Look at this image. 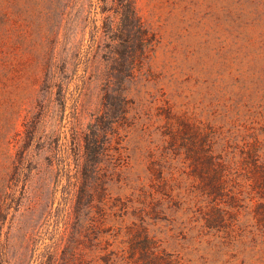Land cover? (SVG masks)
<instances>
[{"label":"rangeland","instance_id":"obj_1","mask_svg":"<svg viewBox=\"0 0 264 264\" xmlns=\"http://www.w3.org/2000/svg\"><path fill=\"white\" fill-rule=\"evenodd\" d=\"M136 4L155 36V47L136 77H114L111 83L124 91L128 109L118 128L125 156L109 179L112 197L122 207L126 205L123 222L132 225L143 219L161 249L181 255L189 264H264V237L256 215L261 199L248 163L251 148L257 150L255 161H264V0H136ZM50 8L49 0H35L31 14L19 16L18 66L0 81V122L8 128V135L0 138L3 158L11 164L17 155L16 139L19 145L23 138L10 127L12 119L18 131H24L25 124H38L42 133L22 164V178L50 169V148L41 147L48 144L47 135L54 128L61 129L66 140L77 112L86 129L96 128L107 114L103 125L115 127L107 106L112 100L120 102L107 98L106 74L120 67L122 55L114 63L103 59L100 74L94 76L90 57L95 19L91 23L78 20L74 27L78 46L73 55L65 37L61 38L54 66L58 82L33 81L44 32L51 28ZM4 37L1 30L0 41ZM58 83H63L68 96L65 111L58 107ZM186 123L193 126L189 133L184 132ZM109 153L104 162L114 163L115 148ZM211 156L224 166L219 199L201 188V175L213 172L208 163ZM54 169L57 172L47 173L48 180L56 193L54 205L63 202L66 221L58 226L55 212L39 220L41 235L36 246L41 250L51 242L50 232L57 237L72 233L79 223L72 215L74 195L64 199L68 173L57 165ZM13 185L17 193L9 209L14 227L6 225L5 230H11L10 242L21 248L32 232L31 220L25 217L23 205L19 210L21 185ZM216 209L226 212L224 221L209 227L206 217ZM118 231L106 234L110 240L102 248L97 234L86 239L83 264H107L104 253L120 249V241L128 239L125 230L112 236Z\"/></svg>","mask_w":264,"mask_h":264},{"label":"trees","instance_id":"obj_2","mask_svg":"<svg viewBox=\"0 0 264 264\" xmlns=\"http://www.w3.org/2000/svg\"><path fill=\"white\" fill-rule=\"evenodd\" d=\"M34 1L0 0V31L2 30L3 37L5 36L0 41V81L9 77L18 66L19 56L16 47L19 33H21L18 20L23 12L27 17L31 14ZM23 2L28 3L26 10L23 8ZM49 2L51 3V28L44 32L39 71L34 74L33 81L42 78L45 83L56 84L58 71L54 66L61 38L65 37L66 43L69 44L68 51L73 55L75 47L78 46V33L74 31L78 20L91 23L95 19L91 35L93 57H90L94 65V76L100 74L98 68L103 59L114 63L118 61V54L122 55L120 67L106 74L107 98L120 99L119 103H114L112 100V103L107 106L108 110L113 112L109 118H114L112 120L116 126L105 128L103 124L108 120L107 114V116H102L96 128L86 129L80 125L81 117L77 112L73 115L75 124L64 136L66 140H63V131L54 128L51 135H47L48 144L43 145L42 143L41 148L48 145L52 153L53 161L50 169L48 171L39 169L31 177L22 178L25 172L22 164L32 155L33 142L37 137L41 138L42 133L38 129V124H25L26 129L18 131L16 119L10 121V127L16 129V133L23 135V138L19 145L20 139H16L17 155L11 164L1 155L3 152L0 144V264H83L84 255L87 253L84 247L88 246L86 239L91 240L92 234H97L96 237L99 236L97 244L100 245L99 248H102L104 242L110 240L106 234L111 233V230L113 232L119 229L125 230L124 233L128 239L120 241L122 246H119L120 249L117 248L118 251L112 249L104 253L107 257H104L107 264H189L181 255L161 249L143 219L140 222L135 221L132 225L125 224L123 221H125L126 212L123 209L126 205L122 207L123 204H118L117 199L113 198L109 191V179L118 171L125 156L118 128L124 122L128 111L124 102V91L114 89L111 84L112 79L114 77H119L120 80L136 77L138 72H142L155 47V36L139 14L136 0H49ZM95 6L96 10H94ZM93 12H95V17H93ZM10 43L12 45H9ZM72 58L73 56L70 57L69 63H72ZM57 86L59 87L58 107L60 111H65L68 96L63 83H58ZM185 126L184 132L186 133L193 128L189 123ZM7 135L8 128L0 122V138ZM113 148H115V162H104ZM250 150L252 152L249 154L248 163L254 172L255 188L261 199L256 205V215L261 223L264 237V161L258 159L255 161L254 156L257 150L255 148ZM7 155L12 157L10 152ZM214 158L211 156L208 162L214 167L212 175H201L203 181L201 188L212 199H219L223 196L224 166ZM60 160L63 161L62 167ZM54 165H57L59 169L64 168L68 173V183L64 189V196L67 197L64 199L74 195L72 215L79 219V223L76 231L72 233H63L57 237L55 233L50 232L48 238L51 242L41 250L36 246L41 235L38 233L40 232L38 230L39 220L53 212H55L58 226L65 220L62 210L63 202L58 206L54 205L56 193L53 192L48 180L51 174L57 172ZM10 166H13L11 173L9 172ZM27 168L30 170L32 165ZM48 172L50 175L47 174ZM200 172L199 170L198 173ZM9 176L11 177L8 178ZM21 181L22 184H20ZM14 182L17 186L21 185L23 189V199L19 203V210L23 205L27 212H25V217L28 216L27 219L31 220L29 227L32 229L31 234L24 239L21 248H17L16 243L10 242L12 238H8V234L14 227L9 209L11 200L17 193ZM225 213L222 209L210 210L206 217V225L221 226ZM6 225L11 226V230H5ZM120 230L112 233V236L119 235ZM116 238L110 243L114 244L117 241Z\"/></svg>","mask_w":264,"mask_h":264}]
</instances>
